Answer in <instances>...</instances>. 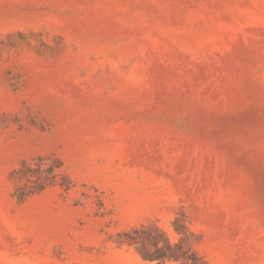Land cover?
Here are the masks:
<instances>
[{
    "label": "rangeland",
    "instance_id": "rangeland-1",
    "mask_svg": "<svg viewBox=\"0 0 264 264\" xmlns=\"http://www.w3.org/2000/svg\"><path fill=\"white\" fill-rule=\"evenodd\" d=\"M0 264H264V0H0Z\"/></svg>",
    "mask_w": 264,
    "mask_h": 264
}]
</instances>
